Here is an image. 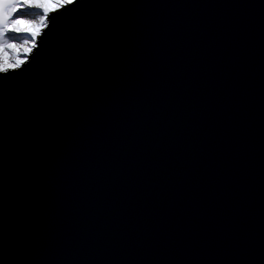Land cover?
Segmentation results:
<instances>
[{
  "label": "water",
  "instance_id": "water-1",
  "mask_svg": "<svg viewBox=\"0 0 264 264\" xmlns=\"http://www.w3.org/2000/svg\"><path fill=\"white\" fill-rule=\"evenodd\" d=\"M64 9L0 77V264H264V0Z\"/></svg>",
  "mask_w": 264,
  "mask_h": 264
},
{
  "label": "snow or ice",
  "instance_id": "snow-or-ice-1",
  "mask_svg": "<svg viewBox=\"0 0 264 264\" xmlns=\"http://www.w3.org/2000/svg\"><path fill=\"white\" fill-rule=\"evenodd\" d=\"M77 2L78 0H63L65 6L64 10L73 8ZM5 6L9 11H2ZM42 7V5L31 3V0H17V3H10L7 5H5V0H0V42L5 46H12V41L14 39L13 34L28 32L27 29L18 27L21 22L31 23L33 27H37L38 21L45 29L44 32H32L30 39L24 41V44L30 43L31 46L24 48L22 58L11 65L12 72H9L7 67L0 66V77H8L15 73L25 71L39 53V48L43 43V37L47 35L48 30H50L53 21L57 19L58 15H49L47 10L44 11L43 15L31 11V9H39ZM27 17H32L33 19L29 20ZM37 35H40V40H37Z\"/></svg>",
  "mask_w": 264,
  "mask_h": 264
},
{
  "label": "rangeland",
  "instance_id": "rangeland-1",
  "mask_svg": "<svg viewBox=\"0 0 264 264\" xmlns=\"http://www.w3.org/2000/svg\"><path fill=\"white\" fill-rule=\"evenodd\" d=\"M10 3H17V0H5V5ZM33 4L42 5V8L39 9H31L33 12H37L40 15L44 14V11L54 10L59 8L63 4V0H31ZM62 3V4H61ZM2 11H9V9L5 6ZM27 19L31 20L32 17H27ZM21 29H27L28 32L24 33H15L14 39L12 41V46H5L2 42H0V66L9 67L11 69V65L22 58V53L24 48L30 47L31 44H24L26 39H30V35L32 32H42L44 28L43 25H40L37 21V27H33V24L21 22L18 25ZM39 37H37V40ZM19 45V46H17Z\"/></svg>",
  "mask_w": 264,
  "mask_h": 264
}]
</instances>
